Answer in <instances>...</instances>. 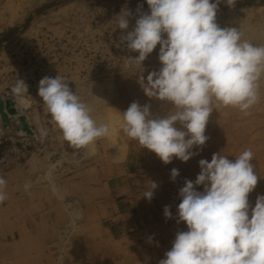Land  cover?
I'll list each match as a JSON object with an SVG mask.
<instances>
[{
  "label": "rangeland",
  "instance_id": "obj_1",
  "mask_svg": "<svg viewBox=\"0 0 264 264\" xmlns=\"http://www.w3.org/2000/svg\"><path fill=\"white\" fill-rule=\"evenodd\" d=\"M8 1L0 0V6ZM12 3L16 20L6 23L7 13L0 16V176L7 181V199L0 203V264H63L74 236L85 234L79 223H87L89 213H95L92 222L108 224L111 216L132 207L150 211L173 242L177 231L187 230L186 224L177 222L179 189L184 179L195 181L199 160L210 161L214 153L234 160L251 149L260 177L249 194L252 206L258 195H264V78L259 82V100L249 115L214 101L206 144L194 148L198 154L187 162L174 158L164 164L122 131L121 113L132 102L150 104L158 115L175 111L147 97L138 82L142 74L146 78L161 67L159 45L142 67H129L126 57L138 53L130 52L120 40L117 16L125 9L132 12L127 30L131 31L138 6L143 5L140 11L149 10L146 0ZM216 22L222 28L262 24L264 35V0H234L232 5L221 0ZM57 75L88 101L92 112L112 116L110 137L86 149L64 140L38 95L39 81ZM19 80L25 82L27 91H14ZM94 86L99 87L95 96L99 95L93 99L90 89ZM173 168L179 170L174 181L170 178ZM153 181L158 188L149 201L142 195ZM26 184L30 185L27 190ZM197 190L203 191V186ZM165 206H170L171 219L164 216ZM106 215L111 218L103 219Z\"/></svg>",
  "mask_w": 264,
  "mask_h": 264
},
{
  "label": "clouds",
  "instance_id": "obj_2",
  "mask_svg": "<svg viewBox=\"0 0 264 264\" xmlns=\"http://www.w3.org/2000/svg\"><path fill=\"white\" fill-rule=\"evenodd\" d=\"M221 0H146L131 31L130 10H122L118 28L121 43L137 56H128L129 67L140 66L159 45L161 67L139 77L144 94L169 104L175 111L154 114L150 104L132 102L122 114V131L164 163L189 161L209 139L205 134L213 102L236 107L244 115L259 100V82L264 78V45L244 39L238 27H220L216 22ZM234 0H227L232 5ZM126 32V34H124ZM27 91L23 80L14 91ZM38 95L64 140L86 149L107 137L110 126L97 123L92 109L60 75L39 81ZM251 149L234 160L221 152L211 160L200 159L195 181L185 179L179 189L177 222L187 230L177 231L170 250L159 264H264V195L255 205L249 201L260 177ZM179 170L173 168L174 181ZM197 186H203L198 191ZM30 185H25L27 190ZM7 181L0 176V203L7 199ZM156 182L142 197L151 201ZM164 216L172 218L170 206ZM149 242L152 238L149 237Z\"/></svg>",
  "mask_w": 264,
  "mask_h": 264
},
{
  "label": "crops",
  "instance_id": "obj_3",
  "mask_svg": "<svg viewBox=\"0 0 264 264\" xmlns=\"http://www.w3.org/2000/svg\"><path fill=\"white\" fill-rule=\"evenodd\" d=\"M128 209L106 215L103 219L112 217L108 224L92 222L95 213H89L88 222L79 223V230L85 234L74 236L63 264H159L172 246L171 236L150 211ZM116 216L120 222L113 220Z\"/></svg>",
  "mask_w": 264,
  "mask_h": 264
},
{
  "label": "bare ground",
  "instance_id": "obj_4",
  "mask_svg": "<svg viewBox=\"0 0 264 264\" xmlns=\"http://www.w3.org/2000/svg\"><path fill=\"white\" fill-rule=\"evenodd\" d=\"M17 3V2H16ZM15 5V4H14ZM22 7V6H21ZM20 7V8H21ZM24 8V7H23ZM22 9V8H21ZM19 11V10H18ZM21 11V10H20ZM23 11V10H22ZM9 12V13H8ZM11 12V13H10ZM24 12V11H23ZM22 12V13H23ZM7 13L8 17L6 19V23H12L16 20V10L14 9L13 11V3H12V0H9L8 3H4L3 6H0V16H4L5 14ZM262 27V24H257V25H249V26H240V29L241 31L244 33V39H247V40H250L254 43H256L257 45H264V35L261 34V31H260V28ZM263 30V28H261ZM104 86H107V85H102L100 86V88H104ZM106 88V87H105ZM97 90H99V87L98 86H94L90 89V96L93 97L94 99V96L97 92ZM104 91V89H103ZM109 91V89H108ZM78 92V91H77ZM93 94H92V93ZM102 93V91H101ZM100 93V94H101ZM109 93V92H108ZM104 94V93H103ZM99 95V94H98ZM98 95L95 96L96 98H98ZM104 96V95H103ZM102 96V97H103ZM100 97V96H99ZM109 97V96H107ZM98 100V99H96ZM103 101V100H102ZM105 101V100H104ZM86 102L88 103V101L86 100ZM99 102V101H98ZM110 102V101H109ZM102 104V103H101ZM106 105V104H105ZM107 107V106H106ZM105 107V108H106ZM101 108V107H100ZM91 115L93 116V118L97 121V123H99L98 121H101L103 119V122L105 119H108L107 121H105V123H110L109 126L111 124H113V120H112V116L111 115H107V113L104 111L103 113L101 112H91ZM105 118V119H104ZM102 122V121H101ZM112 134H110L109 132V135L108 137H110ZM113 137V136H112ZM114 138V137H113ZM110 139V138H109ZM115 141V140H114ZM111 140V142H114ZM105 145V144H104ZM92 149V147H91ZM113 150V149H112ZM87 151V150H86ZM86 153V152H85ZM89 154V153H88ZM86 155V154H85ZM31 161V160H30ZM32 161H34L32 159ZM58 167V166H57ZM57 169V168H56ZM125 169V168H124ZM44 170V169H43ZM185 180V179H184ZM68 182V181H67ZM61 192V191H60ZM66 204V203H65ZM75 216V215H74Z\"/></svg>",
  "mask_w": 264,
  "mask_h": 264
}]
</instances>
